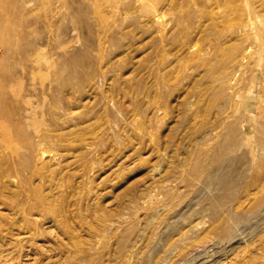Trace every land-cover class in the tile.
I'll list each match as a JSON object with an SVG mask.
<instances>
[{"label": "rangeland", "instance_id": "obj_1", "mask_svg": "<svg viewBox=\"0 0 264 264\" xmlns=\"http://www.w3.org/2000/svg\"><path fill=\"white\" fill-rule=\"evenodd\" d=\"M0 264H264V0H0Z\"/></svg>", "mask_w": 264, "mask_h": 264}]
</instances>
